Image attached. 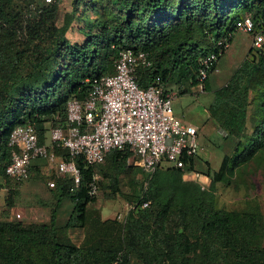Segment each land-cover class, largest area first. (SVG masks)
Wrapping results in <instances>:
<instances>
[{
  "label": "trees",
  "instance_id": "obj_1",
  "mask_svg": "<svg viewBox=\"0 0 264 264\" xmlns=\"http://www.w3.org/2000/svg\"><path fill=\"white\" fill-rule=\"evenodd\" d=\"M89 7L90 18L79 26L84 38L71 42L69 27ZM57 13L58 0H0V187L7 207L21 181L5 172L12 129L30 122L44 143L50 127L65 124L67 101L84 99L94 76L114 72L120 50L147 53L151 63L136 73L140 86L160 77L187 92L183 85L198 83L200 58L217 50L218 38L230 40L239 19L249 15L250 31L264 32V0H74L61 25ZM207 112L233 146L206 188L183 176L193 156L184 168L158 165L153 173L128 164V151L113 149L94 165L78 157V186L55 174L48 185L49 221L0 219V264H264V213L220 207L216 196L217 181L228 184L251 162L264 165V42L249 47ZM130 171L140 180L127 177ZM94 174L108 196L149 205L136 204L122 220L103 219L88 207L96 199L89 193ZM65 198L72 210L59 225ZM71 226L85 231L79 244L66 234Z\"/></svg>",
  "mask_w": 264,
  "mask_h": 264
},
{
  "label": "built area",
  "instance_id": "obj_2",
  "mask_svg": "<svg viewBox=\"0 0 264 264\" xmlns=\"http://www.w3.org/2000/svg\"><path fill=\"white\" fill-rule=\"evenodd\" d=\"M252 28L249 15L236 22L238 30L250 31ZM263 42L264 32L256 31L253 46L260 47ZM229 44L228 38H218L217 50L200 58L197 79L202 90L205 79L216 70V62ZM150 63L143 50H120L113 73L94 76L84 99L72 97L67 101L65 124L48 129V142L47 139L44 143L39 141L30 122L15 126L9 135L11 152L5 167L6 174L23 180L29 176L32 159L43 158L55 161L56 176L67 175L78 186L82 172L76 158L94 165L102 163L113 149L128 151L126 162L141 167L147 173H153L164 161L184 168L185 159L197 152V128L174 115V93L160 77L146 87L138 84L137 69ZM55 148L66 150L67 154H57ZM188 175L193 174L185 172L183 176L186 178ZM97 179L98 175L94 174L89 187L91 195L97 192ZM209 182L208 176L203 174L200 186L204 189ZM48 185L53 187L55 179L49 180ZM128 203L131 210L136 204L148 206L149 200Z\"/></svg>",
  "mask_w": 264,
  "mask_h": 264
},
{
  "label": "rangeland",
  "instance_id": "obj_3",
  "mask_svg": "<svg viewBox=\"0 0 264 264\" xmlns=\"http://www.w3.org/2000/svg\"><path fill=\"white\" fill-rule=\"evenodd\" d=\"M46 0H36L40 4ZM48 1V2H52ZM47 2V1H46ZM74 0H58V13L56 23L61 25L64 14L72 11ZM92 14L91 8L84 10L80 18L74 20L69 27L66 36L71 42L80 41L84 38L79 26L83 25V18ZM257 31V30H256ZM256 31H242L236 29L226 51L216 62V70L209 73L205 89H201V83L189 86L185 84L182 88L189 87V91L180 92L174 85L167 88L174 93L172 98V109L174 115L181 121L194 125L197 128L196 141L197 152L193 156V168L186 172L193 174L186 179H192L199 185L202 175L208 176L209 181L215 171L219 169L223 157L231 152L233 141L225 136V132L208 115L207 107L213 101L215 90L224 85L232 73L245 57ZM47 142L49 136L47 132ZM37 163V169L32 167L30 176L20 181L17 188L14 205L7 207L4 197L7 193L5 188L0 187V219L18 220L24 223L49 221L50 206L53 205L52 189L48 181L54 177L55 161L43 158L32 159V164ZM171 162L164 161L159 167H170ZM239 175L231 178L228 184L221 181L216 182V196L218 206L226 209H243L257 206L264 213V165L251 162L244 166ZM194 173H198L194 176ZM132 180H140L141 174L130 171L127 176ZM127 177L124 179L126 180ZM101 177L98 176V181ZM210 183V182H209ZM98 183L95 201L89 204V208L99 211L103 219L116 218L122 220L130 211L128 205L130 200L122 196H108ZM124 191L128 192L130 186L125 185ZM72 203L68 198L63 199L58 211L56 221L64 225L69 219ZM67 231H82V229L71 226Z\"/></svg>",
  "mask_w": 264,
  "mask_h": 264
},
{
  "label": "crops",
  "instance_id": "obj_4",
  "mask_svg": "<svg viewBox=\"0 0 264 264\" xmlns=\"http://www.w3.org/2000/svg\"><path fill=\"white\" fill-rule=\"evenodd\" d=\"M32 167L37 169L38 164H32ZM67 236L74 242L79 244L85 237V231H66Z\"/></svg>",
  "mask_w": 264,
  "mask_h": 264
}]
</instances>
